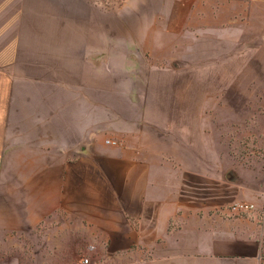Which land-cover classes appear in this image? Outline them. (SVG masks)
<instances>
[{"label":"crops","instance_id":"1","mask_svg":"<svg viewBox=\"0 0 264 264\" xmlns=\"http://www.w3.org/2000/svg\"><path fill=\"white\" fill-rule=\"evenodd\" d=\"M93 8L0 0V239L52 264H264V0H122L116 32ZM169 26L180 70L126 52ZM177 71L179 106L143 94Z\"/></svg>","mask_w":264,"mask_h":264},{"label":"rangeland","instance_id":"2","mask_svg":"<svg viewBox=\"0 0 264 264\" xmlns=\"http://www.w3.org/2000/svg\"><path fill=\"white\" fill-rule=\"evenodd\" d=\"M122 0H91V3L93 5V31L94 32H116L118 31V26L111 22L107 17L103 16L100 11H111L112 9H115V7L118 4H121ZM159 32V29L157 30ZM168 32L170 35H172V39L170 40H157L156 41V47L155 50L152 51H144L143 49L139 51L136 47H129V49H126L127 53L134 54L135 58H137V53H141L140 59L142 63H153L158 65L159 67H166V66H172L175 70H180V64H181V58H180V31L179 29L176 30L173 27L169 26ZM159 37V36H158ZM94 42H100L98 40H94ZM165 43L170 44V48L167 49V46ZM134 53H132V51ZM100 51V50H99ZM165 51L169 52V58H166V56L163 54ZM146 55V56H145ZM176 77L173 78V82H171V85H168L163 88H156V89H142L143 94L146 96H154L155 94L157 96L165 97L167 101H171L172 108H176L179 106V100L182 95V87L181 84V78H180V71L175 72ZM143 111V109H142ZM228 113V112H227ZM238 141L236 144V147L238 148V151H232V153L236 154L238 158H242L243 156L248 155L249 148L246 145L247 137H237ZM120 141V140H119ZM121 142V141H120ZM235 202H244V201H235ZM233 202V203H235ZM232 203V204H233ZM256 206V205H255ZM256 210V209H255ZM254 210V211H255ZM253 212V211H252ZM245 213H251V212H245ZM242 214V213H240ZM24 241V242H23ZM26 248V251L23 249ZM27 248L30 252H28ZM37 249V243L33 240V238H30L28 235H22L19 238H6V242H3L0 239V261L4 262H10L9 264H52V262H48L49 259L45 260L46 252L44 248H41L43 255H39L37 257L32 258L33 250L36 251ZM144 256L149 257L148 249H145ZM95 252L94 248L89 249L86 247L77 248L75 250V260L74 263L71 264H83L82 263V257L88 256L92 259H95L94 257ZM126 258L123 259V261H119L118 263L114 264H129L125 262ZM45 260V261H44ZM12 262V263H11ZM57 264V263H54ZM63 264V263H62ZM102 264H108L106 262Z\"/></svg>","mask_w":264,"mask_h":264},{"label":"built area","instance_id":"3","mask_svg":"<svg viewBox=\"0 0 264 264\" xmlns=\"http://www.w3.org/2000/svg\"><path fill=\"white\" fill-rule=\"evenodd\" d=\"M96 2H98V0H96ZM107 142H112L113 144H118V141H111V140H107ZM256 209V206L254 203H250V202H235L233 204H231L228 207V210L231 214H240V213H245V212H252ZM93 249L94 247L91 246L90 249ZM82 263L83 264H101L100 259L95 258L92 259L88 256H83L82 257Z\"/></svg>","mask_w":264,"mask_h":264}]
</instances>
